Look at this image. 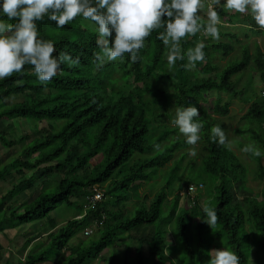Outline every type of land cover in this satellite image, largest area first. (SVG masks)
<instances>
[{"label":"trees","instance_id":"obj_1","mask_svg":"<svg viewBox=\"0 0 264 264\" xmlns=\"http://www.w3.org/2000/svg\"><path fill=\"white\" fill-rule=\"evenodd\" d=\"M223 2L221 0V5ZM215 10L227 23L240 17V14H231L222 6ZM0 19L14 22L3 16ZM80 21L89 26L80 24ZM38 29L40 38L53 42L57 55L63 51L73 58L79 56L80 64L72 68L63 65L61 74L46 85L38 81L28 65L20 74L0 80V123L7 127L9 122L12 125L14 120H23L30 128L16 137L12 132L0 131L3 149L21 145L15 158L0 163V181L15 178L8 193L0 197V231L4 230L1 225L15 228L41 221L62 203L68 207L75 206L80 211L77 216H81L85 204L82 199L91 194L94 185L99 186L105 199L80 219H75V215L62 227L55 229L57 225L52 226L46 234L48 248L37 255L28 252L23 261H18L19 264L49 262L55 253L67 250L70 254L64 264H90L99 259L109 246L125 239L135 240L137 244L133 250L134 258L128 264H160L171 256L168 249L171 250L173 245L167 243L166 227L172 221L175 222V232L172 233H176L188 264H206L210 241L202 239L209 226L203 222L205 214L200 216L195 195L191 204L190 196L185 192L183 197L188 199L189 207L180 208V191L171 194L173 184L181 176H189L185 189L193 184L190 177L197 169L217 183L218 195L213 209L217 212L218 221L214 227L220 226L228 236L229 247L239 257V264L247 263L252 252L247 224L258 238L255 259L264 264V169L260 163L264 158V97L258 95V101H252L242 117L249 127L236 131L238 135H246L249 143L254 142L262 152L260 157L248 154L258 166L255 171L257 180L263 181L259 199L250 195L239 200L236 198V191H248L244 186L247 170L229 147L213 143L210 139L213 126L223 128L217 118L228 115L230 100L240 94L234 87L233 77L243 73L252 61L260 83H264V52L261 48L256 44L255 54L250 55L246 47L239 62L218 70L212 63L214 56H227L239 42L236 35L220 32L226 41L205 45V61L197 63L190 72L184 67L186 58L177 61L174 68H169L167 49L158 39V33L153 32L146 39L145 47L140 51L141 59L137 62L133 63L126 54L122 65L108 62L97 68L92 62L93 53L100 49L94 26L89 21L77 18L57 29L55 23L45 17L44 21L38 22ZM248 30L253 35L263 34L257 28ZM201 38V32L185 37L181 41L182 52L195 47ZM198 73L208 77L199 78ZM223 95H227L226 101L222 100ZM18 97L21 101L13 102ZM210 97L213 101L209 103ZM191 105L199 109V120L203 123L200 158L197 163H188L179 173L180 163L185 158L182 154L168 169L170 174L160 193L151 198L148 193L140 197V187L150 177L145 171L152 169L154 176L160 170L156 177H161L168 171L164 168L174 154L189 147L184 136L175 139L177 128L166 127L165 124H162L163 133L151 142L150 119L171 121L176 107ZM214 115L217 118L212 117ZM135 156L140 157L132 162ZM97 158L98 162L91 165ZM41 167L44 168L42 175L48 179L56 174L62 176L53 184L54 192L42 193L47 187L46 181L42 192L20 210L13 209L18 197L34 190L35 182L39 180L36 173ZM27 173H30L28 177ZM129 190L138 198L133 208L138 210L132 217L129 215L133 210L128 211L123 203L128 200ZM119 191L123 192L122 196L116 195ZM168 195L172 196L171 201L167 200ZM165 201L167 204L164 206ZM165 211L168 212L166 216ZM93 222H96L98 230H102L98 240L85 247L81 244L69 247L68 242L79 223L86 228ZM194 227L197 237L191 239L189 234ZM120 235L124 236L120 238ZM23 245V248L28 246L27 241ZM144 247L147 249L146 257L143 255ZM51 261L61 264L63 258Z\"/></svg>","mask_w":264,"mask_h":264},{"label":"clouds","instance_id":"obj_2","mask_svg":"<svg viewBox=\"0 0 264 264\" xmlns=\"http://www.w3.org/2000/svg\"><path fill=\"white\" fill-rule=\"evenodd\" d=\"M206 2L207 22L202 24L198 13L205 7L203 0H0V16L14 21L0 19V80L20 74L28 65L38 81L46 85L61 74L63 65L72 68L80 64L79 56L73 58L63 51L57 55L53 42L40 38L38 22L44 21L45 17L54 22L57 29H62L77 18L89 21L94 26L100 49L93 53L92 62L97 68L108 62H122L126 54L133 63L137 62L141 59L140 51L145 47L146 39L157 32L158 39L167 49L169 68H174L177 61L186 58L185 69H194L197 63L205 61V45L198 42L183 53L181 41L200 32L219 39L218 25L221 19L216 6H222L232 13L248 15L257 30L264 31V0H224L222 5L221 0ZM174 111L170 126L178 129L188 145H196L203 129L199 109L191 105L176 107ZM154 125L153 132H157ZM210 139L224 147L231 145L225 130L219 125L210 129ZM155 147L159 148V145ZM242 151L256 157L262 155L254 142L245 145ZM190 154L195 155L194 149H190ZM94 187L100 189L98 185ZM186 190L180 193L182 197ZM89 210L84 204L78 219ZM203 212L206 217L203 222L212 228L218 221L216 210L205 206ZM90 234L84 233L85 236ZM207 254L209 259L206 264H239V257L227 248H214Z\"/></svg>","mask_w":264,"mask_h":264},{"label":"rangeland","instance_id":"obj_3","mask_svg":"<svg viewBox=\"0 0 264 264\" xmlns=\"http://www.w3.org/2000/svg\"><path fill=\"white\" fill-rule=\"evenodd\" d=\"M203 3L205 7H203L200 11L201 13L199 14L201 16V23H206L207 22V2L206 0H203ZM218 7V6H216ZM232 14V12H229ZM236 19V17H234ZM80 24L84 26H89V24L80 21ZM219 32H223L226 35H236L237 40L239 42L235 43L233 46V51L228 54L227 56L219 55V56H214L213 59V64L214 66L217 67L218 70H221L222 68L229 67L230 65L239 62L242 54V50H244L246 47L250 53V55L255 54V45L257 44L259 48H261V51L264 52V31L263 34L260 35H253V33L248 30V29H254L256 28L254 22L250 19L248 15H241L239 19L233 20L230 23H227L225 20H221V24L218 25ZM202 38L198 40L199 42H202L204 45H208L212 42L218 43V42H225L226 39L225 37L221 36L219 39H213L210 36H205L203 32H201ZM222 58V59H221ZM117 64V66L122 65L123 62L121 61H115L113 62ZM252 61L250 62V65L248 68L242 73H239L233 77L234 87L240 91V94H237L236 98H232L230 100L229 104V112L226 117L223 118H217L216 115L212 117H216L223 125V128L228 136V139L231 141L230 149L235 153V155L238 157L239 161L245 166L247 170L246 174V181L244 183V186L248 189L246 192L242 191H236V198L239 200L244 196L250 195L255 198H260L261 194V189H262V184L263 181H260L259 179L257 180L255 176V171L258 170L257 164L250 158V156L247 153H244L242 151L243 147L245 145L250 144L249 140L246 135H238L236 131L238 129H247L249 126L246 121L242 120V117L246 114L247 109L249 107V104L252 101H258V94H259V89L262 83H260L259 78L252 68ZM116 68V67H115ZM190 72H193L194 69H189ZM217 70V71H218ZM197 77L199 78H205L208 77L207 75H202L201 73L197 74ZM238 78V79H237ZM237 79V80H235ZM251 85V86H250ZM223 101L227 100V95H223L222 97ZM15 101H21V98L18 97L13 102ZM213 97H210L208 102H212ZM12 102V100H11ZM172 110V109H171ZM154 113V111H152ZM151 124L155 123L154 127L157 128V132H153L154 128L151 126L150 134L151 135V142L156 140L160 135L158 134L161 130L162 127H164L162 124H165L166 127L170 126V121L167 119H160L159 121L155 122L153 118L150 119ZM9 124L7 127H4L0 123V131H8L7 133H11L16 137L24 132L29 131V127L26 125V122L23 120H14V123L11 125L10 122L7 123ZM44 123L42 124V126ZM172 125V124H171ZM12 131H9V130ZM164 131V130H163ZM175 139L178 137H182L179 133V131L175 135ZM170 140V138L168 139ZM166 141L165 143H167ZM201 140L197 142L196 145L191 146L189 145L188 148L180 149L174 154V158L168 163L166 168H164V171H167L169 168L173 167L175 164V161L180 159L182 154H185V158L183 161L180 163V171L181 173L186 165L190 162H195L197 163L199 157V154L202 153L201 150ZM171 143H168L167 145H170ZM21 145H18L16 147L10 148V149H3L2 146H0V163H5L9 161L12 158L16 157V150L20 148ZM243 146V147H241ZM190 149H194L195 155L190 154ZM138 156L137 158H139ZM148 157V156H147ZM136 158V159H137ZM97 158L96 160L91 163V165H94L98 162ZM133 160V159H132ZM261 165L263 166L264 169V158L261 159L260 161ZM132 164V162H130ZM2 166V165H1ZM43 167H41L38 172L36 173V176L39 177V180L35 182L34 190L26 192L24 195H21L17 199V203H14L13 209L15 210H20L21 206H23L25 203L31 201V198L35 197L38 195L40 192H42L43 188V183L48 181V184L46 189L42 192L43 194H49L54 192L53 184L55 182H58L62 176L59 174L54 175L52 178H47L46 176L42 175L43 174ZM160 172V170H158ZM154 174L152 176V169H149L145 171L146 175L150 176L148 180H145L142 183V186L140 187L139 190V196H143L144 193H148L151 197H154L158 193H160L161 189L164 188L165 184L167 183V178L169 177L170 171L168 170L167 172L163 173L161 177H156L159 175V173ZM30 173H27L26 177L29 176ZM189 177V176H188ZM188 177L186 176H181L178 179H176L175 183L173 184L172 188L173 191H171V194L173 193H180L184 192V189L186 187V183L188 182ZM14 177H8L6 180L0 181V197L8 193L9 189L12 187L14 184L15 180ZM192 183L196 185L198 182L203 184V187L201 189H198L197 192L195 193V198L196 201L199 203L198 204V212L200 213V216L204 214L203 208L205 206L213 208L217 195H218V190H217V183H214L210 177L202 175L199 170H194L192 173V176L190 177ZM13 183V184H12ZM198 185V184H197ZM53 187V188H52ZM155 194V195H154ZM117 196H122L123 192L119 191L116 193ZM115 195V196H116ZM128 200L124 201V207L129 211L133 210V208L136 205L137 197H134V192L133 191H128ZM154 195V196H153ZM170 195V194H169ZM167 196V200L171 201L173 198L172 196ZM174 197V196H173ZM105 198H103L104 200ZM83 202L86 204L85 198L82 199ZM188 199L181 197L179 200V206L180 208H185L189 207ZM167 204V201L164 202V206ZM123 205V204H122ZM121 205V206H122ZM121 206L119 208H121ZM7 207H5L4 210H6ZM138 210L136 208L129 216H133L135 211ZM114 211V209H112ZM80 214V211L75 207L71 206L68 207L66 206L65 203H62L56 207L54 211H52L46 218L42 219L41 221L36 220L32 221L29 224L22 225L21 227H18L14 230H9L8 226L1 225L3 232L0 231V243L1 247L2 246H8L10 248L7 253L3 252L0 253V264H19L18 261H23L25 258V254L28 252H33V254H39L41 252H44L48 246L49 242L47 240L46 234L49 232V230L52 228V226L57 225L55 229L58 227H62L67 221L71 220L75 215ZM84 214V213H83ZM168 214L167 211L164 212V216ZM1 216V214H0ZM163 216V217H164ZM79 216H76L75 219H78ZM206 218V217H205ZM199 221V219H198ZM197 221V222H198ZM206 224V223H204ZM194 225H196V222H194ZM208 226V224H206ZM248 226L246 227V231L249 233V240H250V252L251 255H249L247 263L245 264H262L259 260L255 259V254L258 253L257 251H254V249L257 247V234L254 232V230H251L248 228L250 225L247 224ZM29 227V228H27ZM83 225L79 223V226L75 230L73 236L68 242L69 247H75L79 244H81L83 247L88 246L89 244L96 242L98 238L100 237L102 230H98L97 226L92 223L91 226H88L84 228ZM175 222H171L169 225H167L166 230L168 232L167 234V243L173 245V248L168 251L170 252L171 256L168 258L166 257L163 259V261L160 264H188L187 256L183 250V247L178 240L176 233L175 232ZM85 230H91L92 234L89 236H85ZM45 232V233H43ZM55 231H53L54 233ZM56 233V232H55ZM54 233V234H55ZM197 230L194 227L191 230V239L192 237H197ZM42 236V237H40ZM124 235H120L119 237H123ZM195 239V238H194ZM202 239L205 241H210V248L209 251L212 249H220V248H227L231 250L228 244V236L224 234V232L221 230L220 226L214 227L212 226L207 228L205 233L202 234ZM25 241L27 242V245L25 248H23V244ZM32 242V243H31ZM8 243L10 245H8ZM3 244V245H2ZM136 241L135 240H130V239H125L123 241L117 242L111 246H109L107 249L103 251L101 254L100 258L92 261L90 264H128V262L131 260V258H134L133 255V250L136 247ZM12 246V248H11ZM39 246V247H37ZM257 249V248H256ZM232 251V250H231ZM69 252L68 250L65 251H60L55 253L54 258L50 259L49 262H45L42 264H53L51 260H58L59 258H63V261L61 264H64L63 262L67 261L69 258ZM147 254V249L146 247L143 248V255L146 257ZM112 261V262H111ZM89 264V263H88ZM153 264V262L149 263Z\"/></svg>","mask_w":264,"mask_h":264},{"label":"built area","instance_id":"obj_4","mask_svg":"<svg viewBox=\"0 0 264 264\" xmlns=\"http://www.w3.org/2000/svg\"><path fill=\"white\" fill-rule=\"evenodd\" d=\"M259 95L264 97V83L261 84L260 89H259ZM202 185L199 184L197 186L194 185H189L187 187L186 193L190 196V203L192 204V200L194 198V194L198 189H201ZM103 197V193L100 189H98L97 187H94L92 189V194L90 196L86 197V209H92L94 208L95 204L100 201ZM91 230L85 231V235L90 234Z\"/></svg>","mask_w":264,"mask_h":264},{"label":"crops","instance_id":"obj_5","mask_svg":"<svg viewBox=\"0 0 264 264\" xmlns=\"http://www.w3.org/2000/svg\"><path fill=\"white\" fill-rule=\"evenodd\" d=\"M23 225H25V224H23ZM22 225H20V226H17V227H15V228H9V230H14V229H16V228H18V227H21ZM27 228H29V227H27ZM3 232V231H2ZM43 233H45V232H43ZM40 237H42V236H40ZM28 242V241H27ZM32 243V242H31ZM0 245H1V243H0ZM3 245V244H2ZM8 245H10L9 243H8ZM23 247H24V245H23ZM11 248H12V246H11ZM10 250V248L8 247V246H0V253H3V252H5V253H7V251H9ZM26 255V254H25Z\"/></svg>","mask_w":264,"mask_h":264}]
</instances>
